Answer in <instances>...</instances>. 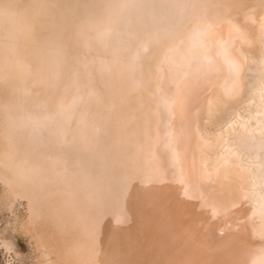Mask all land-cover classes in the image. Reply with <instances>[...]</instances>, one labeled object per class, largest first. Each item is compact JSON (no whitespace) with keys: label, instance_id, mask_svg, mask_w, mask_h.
I'll return each instance as SVG.
<instances>
[{"label":"bare ground","instance_id":"6f19581e","mask_svg":"<svg viewBox=\"0 0 264 264\" xmlns=\"http://www.w3.org/2000/svg\"><path fill=\"white\" fill-rule=\"evenodd\" d=\"M264 264V0H0L1 264Z\"/></svg>","mask_w":264,"mask_h":264},{"label":"rangeland","instance_id":"374dc122","mask_svg":"<svg viewBox=\"0 0 264 264\" xmlns=\"http://www.w3.org/2000/svg\"><path fill=\"white\" fill-rule=\"evenodd\" d=\"M20 244L23 248V254L25 256L24 264H30L32 258H31V253L29 252L28 246L24 242H21ZM4 259H7V257L6 256L4 257L2 254H0V264L1 262H3Z\"/></svg>","mask_w":264,"mask_h":264}]
</instances>
